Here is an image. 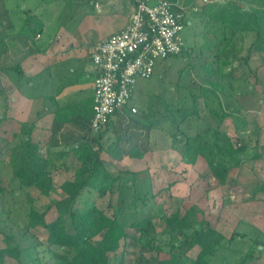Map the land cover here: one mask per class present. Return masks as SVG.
Instances as JSON below:
<instances>
[{
    "label": "trees",
    "instance_id": "trees-1",
    "mask_svg": "<svg viewBox=\"0 0 264 264\" xmlns=\"http://www.w3.org/2000/svg\"><path fill=\"white\" fill-rule=\"evenodd\" d=\"M248 1L231 0L228 4L213 2L205 5L200 12L193 14L196 17L209 15L214 23L222 27L220 41L215 45L217 49L212 50L216 58L215 63L219 64L221 80L213 84L212 91L209 93L203 88L197 91L191 90V105L180 106V113L187 111L188 116L194 117L199 122L212 120L217 124L216 128L209 124L201 132L186 135L182 161L187 165L194 166L200 156L217 150L223 156L233 159L235 165L239 166L240 158L249 150L248 144H241L240 141L235 143L230 135L221 130L222 125L229 118L238 122L237 132L249 130L251 126L238 114V111L227 110L220 97V93H225L226 99H230L235 91L232 81L228 84L233 79V72L222 74L220 63L226 64L230 57H233L234 61L243 60L239 59L238 54L241 51L239 46H242L244 36H241L234 21L240 10L250 11L246 10L248 5L243 4ZM255 1H260L264 5V0ZM186 2L190 3L188 0ZM253 49L264 52V39L261 32L258 33L250 53ZM186 50L185 47L179 55H184ZM250 56L251 54L245 60L249 61ZM211 67L209 71L213 72L214 68ZM225 80L228 81L224 83ZM243 94L240 92V95ZM124 110V112L117 111L111 116L99 132H95L90 125L92 134L88 144L83 146L88 151L79 155L77 160L64 162L63 167L67 172L74 168V176L59 186L62 198L53 200L47 210L41 212L35 207L33 198L28 196L29 206L24 212L25 230L20 236L5 235L6 247L0 244V264H7L6 259L14 253L17 255V264H29L31 259L28 260V257L33 256H35L33 260L38 264H45L40 250L44 244L35 240L36 237L30 234V230L37 228L47 231L45 250L57 258V264H125L124 254L130 241L136 242L144 249L156 251L158 256L154 264L162 263L161 253L169 258L164 261L165 264H229L230 259L227 254L232 255L231 243L239 238L241 233L234 231L232 237L227 239L210 222L197 220L198 208L195 206L185 209L183 213L181 211L168 213L163 203H155L164 190L155 193L149 170H121L116 175L106 170L101 160V154L105 151L117 160H121L125 155L133 159H143L145 156V152L138 144H135L138 140L128 151L124 149L132 130L139 126L147 127L134 118H129L130 122L126 125L127 109ZM6 121V116L0 118V137L2 138L0 156L5 154L9 156L13 174L12 182H18L21 190L36 189L41 193L50 190L55 186L54 175L59 169L48 152L50 146L46 148L44 145L35 143L31 135L18 142L20 135L13 133L12 127L5 130L2 135L1 125ZM147 128L152 129L150 126ZM4 145L8 149L2 153ZM257 158H260V155ZM2 160L4 159L0 158V162ZM229 173V168L224 167L219 176L220 184L226 183ZM10 188L5 186L0 168V200L4 204H9L10 195L15 197L19 194L13 187V183ZM116 192L118 193L117 204H109L113 211L112 215H109L97 206V200ZM53 209L56 210L57 217L48 221V215ZM5 214H8L6 218ZM11 214L10 208L7 212H0L1 233L2 225L9 222ZM260 246L263 249H260ZM196 249H199L197 254L189 255ZM120 252H122L121 258L118 257ZM263 257L264 241L256 239L251 250L232 264H247L262 260Z\"/></svg>",
    "mask_w": 264,
    "mask_h": 264
},
{
    "label": "rangeland",
    "instance_id": "rangeland-1",
    "mask_svg": "<svg viewBox=\"0 0 264 264\" xmlns=\"http://www.w3.org/2000/svg\"><path fill=\"white\" fill-rule=\"evenodd\" d=\"M230 1L209 0L208 3H205L203 0H197L194 3L199 9L197 12H200L205 5L213 2L228 4ZM17 2L21 3V0L1 1L2 4L7 3L10 8H14ZM243 4H247L246 10L250 11L240 10L236 14L234 24L239 28L241 36H244L242 46H239L241 51L238 54L239 59L244 61H234L233 57H230L226 64L224 62L220 63L222 74L233 72V79L228 84L232 81L235 89L232 98L226 99L225 93H220V97L227 110L239 111V114L247 120L251 127L249 130H245L247 132L244 130L237 132L238 122L229 118L222 125L221 130L230 135L235 143L240 141L241 144L251 143L253 145L256 143L257 138L260 137L263 145L264 52L261 53L253 49L250 53V49L256 41L259 32L262 33L264 39V5L260 1L255 0H249ZM192 17V24L188 25L184 32L187 49L184 55L171 56L167 60L159 61L150 79H139L136 82L134 97L130 105V109L136 107L138 112L132 116L130 109L126 112L128 114L126 115V125L130 122L129 118H134L147 125V127H152L150 130L147 127L139 126L132 130L129 141L124 145V149L128 151L132 144L138 140L135 144H138L140 149L145 152V159L141 160V162L135 161L126 155L128 158L119 161L108 151H105L101 154V160L106 170L114 175L125 169L139 170L150 168L154 177L155 193H159L162 189L164 190L159 194L155 203H163L168 213L176 211L183 213L185 209L197 206V220L199 222H212L215 227L220 225L219 227L226 234L227 239H230L234 233L233 227L236 224L233 219L242 217L244 214H251L252 210H258L264 214V193H256L254 191L256 187H260L264 183V160L247 163L242 169L245 175L244 180L237 185V177L240 172L235 165V161L231 158L226 159L219 151L215 150L208 153L206 158L201 159L192 170L189 169L191 171L187 177L189 179H184L182 172L185 169L179 162L184 150L186 135H194L197 132H201L209 124L216 128L217 124L212 120L199 122L194 117L188 116L187 111L180 113V106L187 107L191 105V90L197 91L199 88H203L209 93L212 91L213 84L221 80L220 71L218 70L219 64L215 63L216 58L212 50L215 51L217 49L215 45L220 41L222 27L218 23H214L209 15L197 17L193 15ZM250 54V60L246 61L245 59ZM209 65L213 66V72L209 71V68H212ZM240 77L242 79L239 80ZM227 81L223 82L226 83ZM240 92L244 94L240 95ZM2 110L1 101L0 117ZM242 132L245 133L242 134ZM1 141L2 138L0 137V143L2 144ZM239 144L237 145L239 146ZM262 145L260 151L264 153V145ZM7 149L6 145H4L1 150L2 153L6 152ZM0 158L4 159L0 162V168L5 186L11 189L10 187L13 183V187L19 193L15 197L11 195L8 197L9 204H4L0 200V212H7L9 208L12 210L9 222L6 225H2L3 232H0V244L2 247H6L4 242L5 235L15 234L20 236L25 230L26 218L24 212L29 206L27 202L28 196L33 198L35 207L39 211L45 212L53 200L62 198L59 186L73 178L74 168L72 171L66 172L64 168L59 167L54 175L55 186L41 193L36 189L21 190L18 182H12L13 174L10 168L9 156L5 154L0 156ZM61 162L63 161L58 160L55 161V164L60 165ZM224 167L230 170L229 179L227 180L229 182L228 187L225 189L221 187L220 191L212 192L204 200H200L204 197L202 189L194 190L190 193L189 186L195 189L197 187H220L219 176ZM174 178L182 182V187H168L169 182ZM200 184H203V186ZM117 199V192L112 195L108 194L105 198L97 200V206L112 215L113 211L109 204L116 205ZM7 216L8 214H5L4 217L6 218ZM56 217L57 212L53 209L47 219L52 221ZM225 221L228 223H225ZM239 230L245 232L247 237L237 238L231 243L230 250L233 251L229 252L232 255L227 254L230 259L228 260L229 264L240 260L245 253L249 252L254 241L260 235L256 227L247 223H242ZM30 234L36 237L35 240L44 244L40 247V250L45 264H57V258L45 250L48 239L47 231L43 228H37L30 230ZM260 236L262 237L263 235ZM262 240L264 241V237H262ZM198 251L196 249L189 255L193 256ZM124 255L125 264H154L158 256L156 251L144 249L133 241H130ZM16 257L17 255L14 253L6 259V263L17 264ZM34 257H28V260L31 259L29 264H38L33 260ZM118 257H122V252L118 253ZM168 259V256L164 253L160 254L161 264H165L164 261ZM248 264H264V257L262 260L248 262Z\"/></svg>",
    "mask_w": 264,
    "mask_h": 264
},
{
    "label": "crops",
    "instance_id": "crops-1",
    "mask_svg": "<svg viewBox=\"0 0 264 264\" xmlns=\"http://www.w3.org/2000/svg\"><path fill=\"white\" fill-rule=\"evenodd\" d=\"M1 1L0 98L3 110L0 118H7L1 125V134L12 127L13 133L20 135L19 140L31 135L35 143L46 148L50 146L48 152L52 160L63 161L58 166L64 168L65 161L77 160L79 155L88 151L83 146L88 144L92 134L90 125L94 114L96 80L92 63L93 48L127 26L133 10L132 2L21 0V3L17 2L14 8H10L7 5L9 1L6 4ZM189 1L194 3L197 0ZM126 112L125 116L128 115ZM261 143L260 137L253 145L246 143L249 150L240 158V165L237 166L240 172L236 176L237 185L244 180L242 169L247 163L264 160ZM258 155L260 158H257ZM206 156H200L194 166L183 163L181 156L179 164L184 166V179H189L190 170ZM128 157L125 155L119 161ZM143 159L133 160L141 162ZM143 170H149L154 179L150 168L131 171ZM227 180L225 184L219 182L220 187L213 185L193 189L189 186V191L202 189L204 197L200 200H204L212 192L220 191L221 187H228ZM169 185L182 187V182L174 178ZM254 191L264 193V183ZM233 220L236 223L233 232L241 233L239 238L247 237L245 232L239 230L242 223L256 227L258 234L264 237V214L258 210ZM212 226L226 237L220 225ZM260 235L258 239L262 240ZM260 249L263 247L260 246Z\"/></svg>",
    "mask_w": 264,
    "mask_h": 264
},
{
    "label": "built area",
    "instance_id": "built-area-1",
    "mask_svg": "<svg viewBox=\"0 0 264 264\" xmlns=\"http://www.w3.org/2000/svg\"><path fill=\"white\" fill-rule=\"evenodd\" d=\"M127 26L96 44V73L91 127L99 132L117 111L130 109L139 79H150L159 61L179 55L186 47L184 32L199 9L186 0H131ZM209 2V0H203ZM131 114L138 112L136 107Z\"/></svg>",
    "mask_w": 264,
    "mask_h": 264
}]
</instances>
